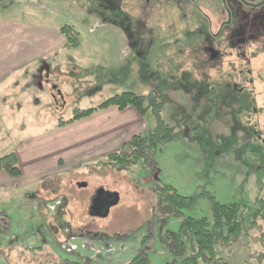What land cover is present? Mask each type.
Returning a JSON list of instances; mask_svg holds the SVG:
<instances>
[{
	"label": "rangeland",
	"instance_id": "obj_1",
	"mask_svg": "<svg viewBox=\"0 0 264 264\" xmlns=\"http://www.w3.org/2000/svg\"><path fill=\"white\" fill-rule=\"evenodd\" d=\"M256 3L0 0V30L70 26L80 44L65 51L82 59L75 82L59 87L75 92L76 102H34L35 93L20 89L25 69L9 77L18 85L0 100L1 155L19 157L20 144L44 131L77 137L84 130L73 126L104 108L59 124L123 91L150 103L142 134L162 125L173 131L165 142L157 138L145 162L118 166L100 155L71 157L88 145H64L68 153L60 154L56 174L27 187L0 186V264H125L143 251L150 264H164L191 252L182 220H210L214 201L244 205L243 233L215 242L218 256L228 264H264V222L250 223V212L264 203V3ZM165 186L173 190L165 194ZM100 190L118 195L105 216L90 211ZM174 192L191 198L181 216L164 200Z\"/></svg>",
	"mask_w": 264,
	"mask_h": 264
},
{
	"label": "crops",
	"instance_id": "obj_2",
	"mask_svg": "<svg viewBox=\"0 0 264 264\" xmlns=\"http://www.w3.org/2000/svg\"><path fill=\"white\" fill-rule=\"evenodd\" d=\"M7 27L9 29L0 30V100L7 101L5 95L7 87L18 85L9 77L14 76L16 70L25 69L26 83L20 86V89L29 95L35 93L36 95L31 97L34 102L42 104V101L47 98L53 102L62 99L66 101V97L74 98L76 102L78 99L76 100L75 92L61 90L59 87L66 88L68 83L75 82L76 74L79 73L77 67L81 65L82 59L67 54L73 47L80 44L77 34L74 32L75 42L69 43L60 29L26 31L25 29L13 30L8 25ZM124 34L122 36L125 39ZM61 54L65 59L60 58ZM134 57H137L135 52ZM42 65H45L47 69L40 72ZM53 77H59V79ZM36 82L40 87L38 90L35 87ZM80 83L92 86L97 84V80H82ZM104 109L98 114L95 112L89 123L83 126L74 125V130L83 129L84 132L79 131L82 133L71 140L63 139L55 131L54 133L44 131L40 136L25 140L20 144L24 146L22 151L18 152L19 157L17 156L21 170V174L17 176L19 179H14V176L0 170V186L27 187L32 181L42 182L48 176L56 174L59 169H62L57 165V161L60 163L61 156L64 158V155L67 156L68 153L64 151V145H88L76 147L71 157H81L87 153L86 155L91 157L100 155L106 158L109 153L119 149L132 135L145 130L143 116L135 107L127 106L124 109H118L115 106H109ZM85 140L90 142L83 144ZM113 147L115 149L111 150ZM56 154L59 155L58 158Z\"/></svg>",
	"mask_w": 264,
	"mask_h": 264
},
{
	"label": "trees",
	"instance_id": "obj_3",
	"mask_svg": "<svg viewBox=\"0 0 264 264\" xmlns=\"http://www.w3.org/2000/svg\"><path fill=\"white\" fill-rule=\"evenodd\" d=\"M170 1V0H169ZM245 5L250 4V0H239ZM256 5H263L264 0H258ZM255 5V6H256ZM60 31L66 35L67 40L75 42L76 38L71 27L64 26ZM145 97L135 94L131 91H123L115 94L104 100L96 107L76 109L73 117L59 124L62 126L71 121L87 117L97 108H105L115 106L118 109H124L127 106L135 107L138 112L143 115L145 110L150 107L148 102L145 106ZM160 105V102H156ZM173 131L171 127L162 125L156 128L153 133L146 136L142 133L132 135L125 141L118 150L107 155L108 162L118 166H128L137 163L140 159L144 162L150 156L151 145H155L157 138H161L162 142L171 139ZM107 161V160H106ZM0 170L8 173L11 176H18L21 173L17 163V156L14 152L0 154ZM169 190H173L170 186H165L163 192L167 194ZM166 202L172 204L175 208V214L181 216L182 209L189 206L191 198L179 194L168 195L164 198ZM244 205L238 203L223 204L214 201L212 204V217L209 220L207 217H186L182 220L180 226V234L184 236L186 241L191 242V252L187 255H180L176 259L165 261L164 264H199L200 260L205 264H228L225 260L218 256L215 249V242L235 241L243 233V224L240 213ZM257 220L264 222V203L250 212V223L254 224ZM142 243H145L143 239ZM125 264H150L143 251L134 255L131 260Z\"/></svg>",
	"mask_w": 264,
	"mask_h": 264
},
{
	"label": "flooded vegetation",
	"instance_id": "obj_4",
	"mask_svg": "<svg viewBox=\"0 0 264 264\" xmlns=\"http://www.w3.org/2000/svg\"><path fill=\"white\" fill-rule=\"evenodd\" d=\"M40 68H42L40 69V72H42L43 69H47L45 65H42ZM108 194V191H103L102 193L100 192L99 194L95 195L90 206L91 214L96 216H103L105 209H109V204L112 201V198H110ZM92 206L94 207L92 208Z\"/></svg>",
	"mask_w": 264,
	"mask_h": 264
},
{
	"label": "water",
	"instance_id": "obj_5",
	"mask_svg": "<svg viewBox=\"0 0 264 264\" xmlns=\"http://www.w3.org/2000/svg\"><path fill=\"white\" fill-rule=\"evenodd\" d=\"M77 185H78L79 187H83V186H86L87 183H86V182H78ZM103 191H104V190H100L101 193H102ZM100 192H99V193H100ZM99 193H97V194H99ZM108 196H109L110 198H112V201L110 202L109 206H110V205H113V204H116V203L118 202V195H117L116 192H109ZM93 207H94V206H92V208H93ZM92 208H91V209H92ZM107 213H108V209H105V211H104V213H103V216L107 215Z\"/></svg>",
	"mask_w": 264,
	"mask_h": 264
}]
</instances>
